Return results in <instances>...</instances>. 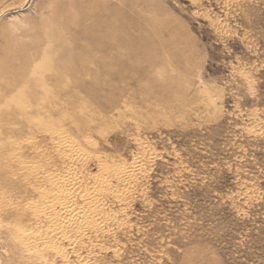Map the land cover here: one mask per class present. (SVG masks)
Wrapping results in <instances>:
<instances>
[{
	"label": "rangeland",
	"instance_id": "1",
	"mask_svg": "<svg viewBox=\"0 0 264 264\" xmlns=\"http://www.w3.org/2000/svg\"><path fill=\"white\" fill-rule=\"evenodd\" d=\"M3 12L7 27L32 22L5 28L1 55L43 45L40 61L25 52L48 123L8 148H31L29 188L0 174L5 264H264V0H0Z\"/></svg>",
	"mask_w": 264,
	"mask_h": 264
},
{
	"label": "bare ground",
	"instance_id": "2",
	"mask_svg": "<svg viewBox=\"0 0 264 264\" xmlns=\"http://www.w3.org/2000/svg\"><path fill=\"white\" fill-rule=\"evenodd\" d=\"M28 2H29V0H26V4ZM109 9H111V8H109ZM5 13L6 12H3L0 15V19ZM43 20H45V18ZM31 22H32V19L29 17L14 16L10 21H8V27L10 28V30L13 33L18 35L19 31L21 29L27 27L28 25H30ZM47 26H49V25H47ZM71 26L69 28H71ZM6 27H7V25L5 26V25L0 23V36L4 35L3 32L4 31L6 32V29H5ZM63 28L58 30V31H55L57 33V36H55V38L52 37V39L55 41V43H54L55 46L59 45L63 41L62 35H61V30H63ZM10 30L8 29L9 32H10ZM49 33H50V31H49ZM5 37H8V36H5ZM31 41L30 42L21 41V42H18L16 44H11V46L9 48L10 53L9 52L6 54L4 53L3 55L0 54V58L2 59V57H3V59L5 60L4 63H1V60H0V74H1L0 75V159H1L0 160V174H1V172H3L4 174H11L12 176H15V178L17 177L19 179H22L24 181L25 185L26 186L28 185L26 187L27 189L29 188V185H30L29 179L34 174L32 172L30 161L25 159L27 156L26 150L29 149L30 150L29 152H32L31 148H28V145H25V144H20V145L15 146L14 148H12L10 150H8V148H9V146L14 145V141L17 140L19 137L30 135L31 133L34 134L36 132L44 133L45 132L44 130L46 129V127H48V123L45 120L41 119L42 112H39L40 111V110H38L39 108H36V105L34 104L35 101H37V103H39L38 99L35 98L34 93H33L35 80L33 78H30L29 73L27 72L29 69L28 65L31 62L30 58L32 57L31 56L32 54L31 55L28 54L31 56V57H29L26 54L27 52H25V50H27L28 48L31 49L30 47H37L38 51H36V55H34L32 59L40 61L41 60V58H40L41 53H44L45 50L42 49L43 45H40L39 43H35V42L33 43ZM57 60H60L59 57ZM45 100H46L45 97L41 98L42 102H44ZM45 113H46V111H45ZM2 155H4V156H2ZM40 157H41V155H40ZM4 159H6V162H4ZM37 165L34 166L35 167L34 169L37 168ZM40 165H42V164H40ZM41 167L43 168V166H41ZM45 176L47 177L46 174H45ZM53 182H54V180H53ZM53 184L55 185V183H52L51 185H53ZM58 186H60V184ZM2 188H4V187H2ZM56 188H58V187H56ZM58 190H60V189H58ZM0 193H1V191H0ZM73 197H74V194H73ZM70 201H71V199H70ZM9 207L10 206H8L7 208H9ZM65 220L66 219H64V221ZM65 225L67 226V224H65ZM44 247H45V245H44ZM48 247H49V245H48ZM5 252H6L7 256L10 255L9 249L5 250ZM0 264H5L1 257H0Z\"/></svg>",
	"mask_w": 264,
	"mask_h": 264
}]
</instances>
